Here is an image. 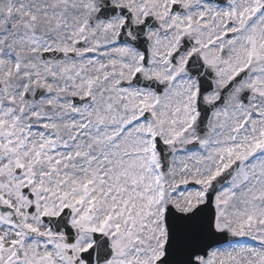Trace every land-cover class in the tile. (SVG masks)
<instances>
[{
    "label": "snow or ice",
    "instance_id": "6c2138e0",
    "mask_svg": "<svg viewBox=\"0 0 264 264\" xmlns=\"http://www.w3.org/2000/svg\"><path fill=\"white\" fill-rule=\"evenodd\" d=\"M0 264H264V0H0Z\"/></svg>",
    "mask_w": 264,
    "mask_h": 264
}]
</instances>
